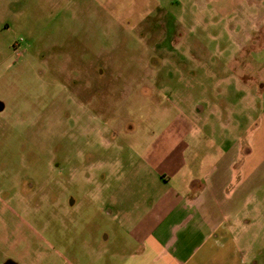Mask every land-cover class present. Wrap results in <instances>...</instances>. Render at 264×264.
Here are the masks:
<instances>
[{
	"label": "rangeland",
	"instance_id": "obj_1",
	"mask_svg": "<svg viewBox=\"0 0 264 264\" xmlns=\"http://www.w3.org/2000/svg\"><path fill=\"white\" fill-rule=\"evenodd\" d=\"M263 92L264 0H0V264H100L147 158L243 153ZM250 185L226 264H264V156Z\"/></svg>",
	"mask_w": 264,
	"mask_h": 264
},
{
	"label": "crops",
	"instance_id": "obj_2",
	"mask_svg": "<svg viewBox=\"0 0 264 264\" xmlns=\"http://www.w3.org/2000/svg\"><path fill=\"white\" fill-rule=\"evenodd\" d=\"M260 96L264 102V92ZM263 142L264 116L243 141V153L237 148L222 155L203 175L186 169L198 167L197 156L171 151L148 157L159 166L153 173L160 182L156 199L122 208L125 219L116 218V224L125 234H105V241L113 239L120 248L105 252L100 264H226L234 215L249 202Z\"/></svg>",
	"mask_w": 264,
	"mask_h": 264
}]
</instances>
